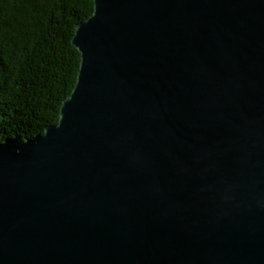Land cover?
<instances>
[{"label":"water","instance_id":"95a60500","mask_svg":"<svg viewBox=\"0 0 264 264\" xmlns=\"http://www.w3.org/2000/svg\"><path fill=\"white\" fill-rule=\"evenodd\" d=\"M71 43L0 143V264H264V0H93Z\"/></svg>","mask_w":264,"mask_h":264},{"label":"trees","instance_id":"16d2710c","mask_svg":"<svg viewBox=\"0 0 264 264\" xmlns=\"http://www.w3.org/2000/svg\"><path fill=\"white\" fill-rule=\"evenodd\" d=\"M92 13L93 0H0V143L58 121L81 59L71 40Z\"/></svg>","mask_w":264,"mask_h":264}]
</instances>
